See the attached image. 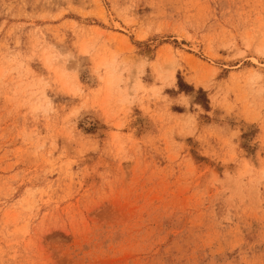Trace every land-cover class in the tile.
Returning a JSON list of instances; mask_svg holds the SVG:
<instances>
[{"label":"rangeland","instance_id":"rangeland-1","mask_svg":"<svg viewBox=\"0 0 264 264\" xmlns=\"http://www.w3.org/2000/svg\"><path fill=\"white\" fill-rule=\"evenodd\" d=\"M0 264H264V0H0Z\"/></svg>","mask_w":264,"mask_h":264}]
</instances>
